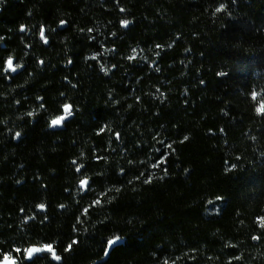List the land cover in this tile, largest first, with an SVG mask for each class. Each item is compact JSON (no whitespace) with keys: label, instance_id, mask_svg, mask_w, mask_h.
Wrapping results in <instances>:
<instances>
[{"label":"trees","instance_id":"trees-1","mask_svg":"<svg viewBox=\"0 0 264 264\" xmlns=\"http://www.w3.org/2000/svg\"><path fill=\"white\" fill-rule=\"evenodd\" d=\"M0 44V261L264 264V0H0Z\"/></svg>","mask_w":264,"mask_h":264},{"label":"snow or ice","instance_id":"snow-or-ice-1","mask_svg":"<svg viewBox=\"0 0 264 264\" xmlns=\"http://www.w3.org/2000/svg\"><path fill=\"white\" fill-rule=\"evenodd\" d=\"M221 10H223V5L220 8L217 9V11H221ZM121 11H123V9H121ZM61 23H64V22L62 21ZM129 23H130V21H128V20L121 21L122 27H127ZM21 30L22 31L24 30L23 29V26H22ZM89 31H91V29H89ZM40 36L44 40V42L47 43V39H46V37L44 35V29L43 28H41ZM92 58L94 59L95 57H92ZM129 59H135V50H133V55L130 56ZM41 63H43V61H41ZM69 63H71V61H69ZM17 67H19V65H14L13 64V61H12V58L9 57L8 60H7V62H6L5 71H9L10 70L12 72H15L16 69H17ZM105 71H107V69H105ZM32 114L33 113H29V115H32ZM259 114H264V112H261ZM71 115H72V106L71 105H67V104L64 105V114L61 115V116H58V117H56L54 119H52L50 126L56 127V126L61 125L64 122V120L66 118L70 117ZM102 131H103V129H102ZM19 136H20V133L17 132L16 133V137H19ZM117 136H118V134H117ZM185 139H187V138H185ZM169 147H171V146L169 145ZM158 166L159 165H153V167H158ZM82 167H83V165H80L77 168V171L79 172L80 171V168H82ZM150 182H151L150 179L145 181V183H150ZM88 184H89L88 178L85 177V178L81 179V181H80V187H81V189H87ZM118 190L119 189H117V191ZM94 203L95 204H99L100 203V200H96V201H94ZM38 208H40L41 210H43L45 208V205L40 204V205H38ZM84 211H85V213H87V209H85ZM261 227H264V218H261ZM253 239H258V237H253ZM120 241H121V237L118 236V235L115 236V237H113V238H111V239H109L107 241V249L108 250H111L113 248V246L114 245H117ZM73 243H75V241ZM71 247H72V245H69L68 246L69 249ZM108 250L105 251V255H108L109 254L108 253ZM17 251L19 252L20 250L17 249ZM45 251L51 253L54 259H56V260H59L60 259V257L58 255H56V253H55L52 245H50V244H45V245H43L40 248H28V249H25V253H26V256L28 258H31L33 256V254H35V253L45 252ZM0 264H15V261L12 260L10 258V256H5L4 257V260L3 261H0Z\"/></svg>","mask_w":264,"mask_h":264},{"label":"water","instance_id":"water-1","mask_svg":"<svg viewBox=\"0 0 264 264\" xmlns=\"http://www.w3.org/2000/svg\"><path fill=\"white\" fill-rule=\"evenodd\" d=\"M64 27H66V24H63L62 26H61V28H64ZM125 28H127V27H125ZM24 29V28H23ZM44 35H45V31H44ZM47 39V38H46ZM48 39H47V44H48ZM0 47H2V45L0 44ZM12 61H13V64L14 65H18L17 64V60H16V58H12ZM24 69V66H19V67H17V69H16V71L15 72H12L11 71V73H12V75H16V74H18V73H20L22 70ZM10 71V70H9ZM67 105H71L72 106V115L70 116V117H68V118H66L65 120H64V122L61 124V125H59V126H56V127H52L51 126V129L52 130H61V129H63L64 127H65V123L67 122V121H69V120H71L73 117H74V112H73V110H74V106L72 105V104H70V103H68ZM63 111H64V109H63ZM63 114H64V112H63ZM88 181H89V184H88V187H87V189H82L83 190V192L84 193H86L87 191H88V188H89V186H90V183H91V181H90V179L88 178ZM81 188V187H80ZM42 211H45V208L42 210ZM40 247H42V246H32V247H30V248H40ZM54 249V248H53ZM54 251H55V253H56V255H58V253H57V251L54 249ZM43 254H50L51 255V259L55 262V263H57V264H61L62 262H63V259L60 257V259L59 260H56V259H54L53 258V256H52V254L51 253H49V252H47V251H45V252H38V253H35V254H33V256L31 257V258H28L27 256H26V260L28 261V262H32L36 257H38V256H42ZM12 260H14L12 257H10ZM3 260H4V258H3ZM2 260V261H3ZM15 261V260H14ZM15 264H18L16 261H15Z\"/></svg>","mask_w":264,"mask_h":264},{"label":"rangeland","instance_id":"rangeland-1","mask_svg":"<svg viewBox=\"0 0 264 264\" xmlns=\"http://www.w3.org/2000/svg\"><path fill=\"white\" fill-rule=\"evenodd\" d=\"M20 66V64H18ZM11 256V255H10ZM12 258L17 262V259L15 257L12 256Z\"/></svg>","mask_w":264,"mask_h":264}]
</instances>
